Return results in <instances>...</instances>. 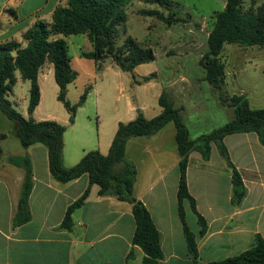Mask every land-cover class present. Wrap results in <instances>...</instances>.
I'll return each mask as SVG.
<instances>
[{
    "label": "crops",
    "instance_id": "0c3cea01",
    "mask_svg": "<svg viewBox=\"0 0 264 264\" xmlns=\"http://www.w3.org/2000/svg\"><path fill=\"white\" fill-rule=\"evenodd\" d=\"M66 2L67 0H7L5 7L0 10V18L5 16L8 7L17 8L20 12L24 8L23 16L15 15L16 23L19 18L20 20L12 26L16 31L8 38L19 34V39H16L22 41L23 33L38 19L50 20L55 9ZM108 64L106 63L104 71L109 70L110 65L115 67L111 63ZM73 69L75 70L74 67ZM75 71L78 73V80L80 74ZM114 75L119 77L120 74L115 71ZM53 81L54 67L47 64L39 73L41 101L33 117L36 121L50 120L67 126L62 148L63 164L67 169L77 165L90 151L108 155L119 124L133 121L139 109L145 113L144 107L136 100H128L125 113L113 114L109 123L105 124V119H101V109L106 104V99L101 86L95 83L91 84V92L84 105L78 109L73 124H69L67 111L58 116H44L41 114L43 88L52 85ZM150 82L151 80L145 84ZM87 86L90 85L85 84L83 89ZM56 87L59 90L57 83ZM248 100L252 108L258 109L253 107L251 98ZM114 101L112 105L115 104ZM89 103L92 109H88ZM180 107H183L184 111L185 107ZM161 112L162 108L158 115ZM93 116H97L98 122L105 126L99 130L98 135L89 131ZM3 135L6 138H3ZM11 137L16 139L14 134L11 136L0 132V139L3 140L0 144L2 154L5 149L4 141ZM225 144L247 189V195L240 206L232 204L231 169L220 156L216 146H212L209 161L203 160L197 152L190 156L187 180L189 190L196 199L198 212L206 220L205 235L200 234L201 226L187 202L184 209L188 226L195 234L198 261L201 264L222 261L247 251L254 246L257 234L264 238V147L256 133L229 135L225 138ZM6 148L8 159L12 156H28L31 160L34 185L29 206L33 215L30 222L14 226L25 171L12 165L9 160L7 164H2L1 158L0 264H142L145 253L139 246L132 244L136 229L132 204L112 196H100V187L91 185L88 175H82L65 184L60 183L50 172L49 153L41 144L24 148L16 139L13 150H9L11 145ZM127 159L133 162L137 169L135 195L148 208L161 234L164 258L160 264H192L193 259L178 212L176 192L180 178V158L174 124L169 123L153 136L129 140ZM193 163L196 166L194 168ZM193 184L196 188L200 185L206 189H214V192L201 203V194L197 189H193ZM87 189L90 192L86 202L71 215L72 228L65 229L62 223L67 209L80 199Z\"/></svg>",
    "mask_w": 264,
    "mask_h": 264
},
{
    "label": "trees",
    "instance_id": "16d2710c",
    "mask_svg": "<svg viewBox=\"0 0 264 264\" xmlns=\"http://www.w3.org/2000/svg\"><path fill=\"white\" fill-rule=\"evenodd\" d=\"M145 1L148 4L159 5L169 12L179 6L172 0ZM249 1L252 7L245 9V0H227L224 10L215 13V21L208 36L209 49L200 63L205 70V80L218 92L223 91L226 81V65L221 59L225 45L264 48V4L255 9L253 6L259 0ZM131 2L132 0H67L65 4H60L55 9L51 20L38 19L23 33L22 41L16 39L0 43V112L14 123V135L24 148L35 144L47 148L50 172L54 179L65 184L82 175H88L90 184L100 187V196H112L132 204L136 221L132 244L139 246L145 253L142 264H160L164 255L160 231L148 208L135 195L137 169L136 165L127 159V145L133 138L153 136L169 123H173L180 158V178L176 192L178 212L193 259L192 264H201L198 261L195 234L188 226L184 209L187 202L201 226L200 234L205 235L206 220L198 212L196 199L189 190L187 180L190 156L197 152L203 160L209 161L212 146L215 145L231 169L232 204L240 206L247 195V189L240 171L231 160L225 138L240 133H256L264 147V109L252 108L244 94L223 97L222 103L234 109V119L211 133L191 139L189 129L181 117L183 107H175L168 92L164 91L158 101L162 108L160 115L147 119L143 112L138 110V115L133 121L119 124L108 155L90 151L77 165L69 169L65 168L62 156L63 137L67 126L50 120L36 121L33 117L41 101L39 73L47 64L54 67L55 81L59 87L57 99L69 114V124L75 122L78 109L84 105L91 92L92 86H87L77 103H72L67 98L68 86L77 79L78 73L72 67L70 49L65 37L87 35L93 45V51L83 52L81 56L92 60L99 71L105 68L108 60L121 71L132 74L138 66L155 61L152 48L143 46L132 37H127L120 47L116 45L119 27L127 22L126 7ZM149 15L156 16L168 25L180 21L176 17V12L165 16L161 12L150 11ZM16 72H19L23 81L30 83L28 117L15 111L7 99L17 83ZM150 80L151 78L147 76L142 81L135 80V83L142 85ZM2 137L6 138L5 135ZM2 153L0 145V160ZM9 162L25 171L18 211L14 219V226L17 227L32 219L29 198L34 185L33 169L28 156H12ZM89 192L87 189L80 199L69 206L62 227L72 228L71 215L84 205ZM207 264H264V238L257 234L252 248L237 256Z\"/></svg>",
    "mask_w": 264,
    "mask_h": 264
},
{
    "label": "rangeland",
    "instance_id": "374dc122",
    "mask_svg": "<svg viewBox=\"0 0 264 264\" xmlns=\"http://www.w3.org/2000/svg\"><path fill=\"white\" fill-rule=\"evenodd\" d=\"M172 1L179 6L174 7L170 12L159 5L148 4L145 0H132L126 7L128 19L125 25L119 27L117 47H120L127 37H132L143 46L152 48L156 57L155 61L138 66L133 74L123 72L118 66L111 65L109 70L99 71L92 60L81 56L83 52L93 51L87 35L65 37L70 49L71 64L80 74V78L68 87L67 98L75 103L85 91L83 89L85 84L98 83L106 99V104L101 109V119L102 121L105 119L107 124L113 114L125 113L128 100L132 102L136 100L141 107H144L143 114L147 119L157 117L161 111L159 97L166 91L172 97L176 107H185L181 117L189 129L191 139L211 133L234 119V109L222 103L223 97L242 93L248 99H252L253 107L264 109V48L225 45L221 54V59L226 65L223 91L218 92L205 80V70L201 67L200 61L209 49L208 36L215 21V13L224 10L227 0ZM6 2L7 0H0L1 11ZM263 4L264 0H259L253 7L257 9ZM250 7H252L251 2L245 0L244 8ZM23 9L20 12L17 8L8 7L5 16L0 18V43L10 39L16 40L19 37L17 34L18 36L8 38L16 31L12 26L20 20L19 18L16 23L15 15L23 16ZM150 11H158L165 16L176 12V17L180 21L168 25L156 16L149 15ZM111 62V60L107 61L109 64ZM115 71L120 74L119 77L114 75ZM145 76L151 78L149 84L135 83V80L142 81ZM16 77L17 83L7 99L15 111L28 116L30 83L23 81L19 72H16ZM43 89L41 114L58 116L65 113L64 105L57 99L59 90L56 82L53 81L52 85ZM113 101L114 105H112ZM90 108L92 109L91 103L88 105V109ZM98 119L97 116L92 117L91 130H89L95 135L105 128ZM14 128V123L0 112V132L12 136ZM168 135L170 136V131ZM2 141L0 139V144ZM4 142L2 164H7L9 159L6 146L11 145L9 150H13L16 139L11 137ZM194 167L196 166L193 163ZM197 186L196 188L193 184V189H197L201 194V203L214 192V189Z\"/></svg>",
    "mask_w": 264,
    "mask_h": 264
}]
</instances>
